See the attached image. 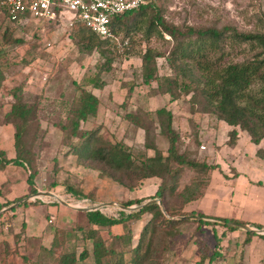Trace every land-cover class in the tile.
Masks as SVG:
<instances>
[{
  "label": "rangeland",
  "instance_id": "obj_1",
  "mask_svg": "<svg viewBox=\"0 0 264 264\" xmlns=\"http://www.w3.org/2000/svg\"><path fill=\"white\" fill-rule=\"evenodd\" d=\"M151 1L167 24L176 26L182 31H186L189 27H212L220 30L229 26L237 31L247 33L260 31L262 20H264V0ZM137 15L126 17L123 20V25L116 28V37L106 45V48L110 50L108 54L111 58L109 69L101 72L99 65L104 63L105 59L96 50L87 52L69 37L71 27L67 17L63 16L53 23L44 24L43 29H39V31H34L30 25L11 28L12 39L20 37L23 40V43L15 45L10 39L4 41V44L2 43L5 38L6 22L0 17V52L4 51L5 55L12 52L9 54L11 57L4 55L2 58V54L0 55L1 61L3 60L6 64L2 113L4 114L9 108L11 98L7 94L9 89L21 85L23 100L32 110L27 142L31 147L33 164L30 169L24 167L27 174L35 170L33 182L36 192L47 191L53 194L52 196L30 198L20 204L13 205L19 199L4 207L10 208L2 211V213L8 212V214L2 221V259H0V264H55L59 252L72 250L79 254L83 249H86L89 255L83 260H78L76 264H93L91 240L83 237L89 229V226L84 223L83 208L100 205L102 212L116 216L120 210H123L120 205L129 200L127 189L109 179H100L96 170L79 165L76 156L69 153L70 129L62 131L59 125H68L73 102L77 100L80 90L86 89L99 99L96 116L80 122L81 129L88 132L96 131L103 139L112 143H126L132 153L137 155L147 151L143 146L144 131L136 128L126 117L127 114H134L138 110L154 112L161 106L168 107L175 116L189 114L191 111L190 105L187 104L190 94L184 96L178 93V98L171 101L168 93L160 94L158 92V81L153 80L149 84L143 82L139 53H143L147 47L158 53L155 64L157 75L162 77L175 74L167 61L169 55L177 56L191 68L195 76L198 75L196 67L198 54L195 52L192 57L184 58L182 57L184 49L189 52L192 49L200 48V55L205 54L213 60L223 52V56L220 58L221 62L219 61L220 65L247 60L253 56L255 50L250 42L239 41L229 33L222 41L223 49L221 51L217 49L216 51L209 42L202 44L196 41L195 37L184 40L183 36H171L167 31L161 30V26H158L161 34L153 32L150 37L146 38L150 19L147 18L143 21ZM38 22L43 23L42 20ZM181 44L182 49L178 48ZM2 45L9 46L2 49ZM127 50H131L132 53H126ZM94 77L104 83L101 88L93 87ZM196 115L201 116L200 114ZM153 117L155 119L154 115ZM158 134L160 136L157 139V147L165 151L167 141L159 132ZM190 143L192 142L190 141ZM4 145L10 148V139L4 142ZM16 182L19 189L21 182ZM68 187L75 192L67 190ZM151 189L145 188L132 194L136 196L145 193L148 197L153 194ZM61 199L74 207L80 205L78 206L80 209L62 204ZM24 202L29 203L20 207L17 219L13 218L9 211ZM108 202H113L115 205H101ZM30 205L31 210L29 208L27 212L30 220L40 227H47L46 233L43 238L29 236L28 242L22 244L26 236L16 238L15 230L25 229V209ZM160 207L166 214L162 204ZM71 209L76 212L74 213ZM108 209L112 211L109 212ZM47 212L54 213L55 217L54 214H47ZM176 217L179 216L173 218L181 219ZM43 221H46V225ZM205 221L218 225L216 227L213 225L202 226L199 231L196 230L195 224L183 225L181 227L182 235L166 252L163 264H196L202 252H209L215 248H220L224 254L211 262L206 259L203 264H241L239 257L241 250L243 251L241 258L243 264H264V260L260 258L264 253L263 239L259 237L252 243L250 251L253 254H250L249 257L246 256L242 244L244 230H239V228L234 230V237L227 241L228 232H225L226 230L221 226L222 221L214 218H207ZM21 222L24 223V226L20 228ZM12 223H14L13 228H11ZM142 223V221L137 222L136 220L124 222L102 230V234H120L129 229L132 231L135 243ZM73 227L80 228L81 231L74 232L73 230L76 228ZM54 228L62 229L69 235L65 244L61 245L55 254H52L42 245L50 246ZM35 231L34 228L33 235L36 233ZM224 232L225 234H222ZM237 233L239 236H236ZM218 236H222V239L219 244H216L215 238ZM20 242L21 244H19ZM40 243L43 244L40 245ZM225 246L229 247V250L226 251L227 247Z\"/></svg>",
  "mask_w": 264,
  "mask_h": 264
},
{
  "label": "trees",
  "instance_id": "obj_2",
  "mask_svg": "<svg viewBox=\"0 0 264 264\" xmlns=\"http://www.w3.org/2000/svg\"><path fill=\"white\" fill-rule=\"evenodd\" d=\"M132 15L139 16L143 21L147 18L150 19L146 38L150 37L153 32L161 34V30H165L171 36H183L184 40L195 37L196 41L202 44L209 42L215 50L221 51L223 49L222 41L229 33L239 41L250 42L255 50L253 56L247 60L220 65L219 61L223 56V52L213 60L205 54L200 55V48L197 50L192 49L189 52L184 49L182 51V57L184 58L192 57L195 52L198 54L196 66L198 75L195 76L191 68L177 56L169 55L167 61L175 74L162 77L157 75L155 64L158 53L153 52L150 47H147L143 53H139L143 82L149 84L153 80L158 81V92L160 94L168 93L171 101L178 98V93L184 96L190 94L187 99L188 103H186L190 105L191 111H189V114L175 116L166 106H161L155 109L154 112L138 110L134 114H127L126 117L129 121L136 128L144 131L143 146L147 151L137 155L132 153L126 143H112L103 139L96 131L88 132L81 129L80 122L96 116L99 99L86 89L80 90L77 100L73 102L68 125H59L62 131L70 129L69 153L76 156L79 165L96 170L100 179H109L127 189L129 200L125 201L123 205L139 206L148 199L159 198L166 211V214H164L160 205L156 202L143 205L138 210H120L116 216L105 215L100 209L84 211L85 224L89 226V229L83 237L91 240L93 264H163L166 252L182 235L181 227L183 225L195 224L197 231L201 230L202 226L213 225L216 227L218 225L203 220V218L213 217L205 216L197 210L185 209L186 205L195 199L197 187L207 185L208 174L216 165L207 163L206 156L201 152L205 146L199 131L200 123H195L192 130H183L180 125L175 129L174 123L179 118L192 121L196 114H200L201 116H196L201 118L209 116L213 121H224L231 127L228 132V144H232L236 139L238 128L246 131L255 144L264 139V20H262L260 31L247 33L237 31L229 26L220 30L212 27H189L186 31H182L176 26L167 24L159 15L155 4L149 0L137 9L125 11L113 17L111 21L113 33L109 37H100L81 22H75L70 26L69 37L80 47L86 49L87 52L96 50L105 59V62L99 65V71L108 70L111 58L108 56L110 50L106 48V45L116 37V28L121 27L123 20ZM0 17L6 22L3 44L4 41H9V39L12 40L14 45L23 43L20 37L12 39L11 28L30 25L34 31H39L44 26L43 23L33 19L27 18L24 21V16L13 20L5 10L0 11ZM158 26H161L162 29L159 30ZM8 46L2 45V49H6ZM181 47L182 44L178 48ZM11 53L9 52L6 55L11 57L9 55ZM126 53H132V51L127 50ZM1 54L3 58L5 52L2 51ZM5 66L6 64L3 60L1 61L0 57V90L3 89V83L6 79ZM103 84L99 82L97 77H94L93 87L101 88ZM7 94L11 98L9 108L3 114V121L11 123L14 128L15 157L6 159L2 152V155H0V169L11 162L30 169L33 162L31 147L27 142V132L32 110L23 100L21 85L13 86ZM138 113L140 115H137ZM189 125L191 124L189 123ZM157 131L167 141L166 155H164V150L157 147V139L160 136ZM149 151H152V154H149ZM258 156L264 158L263 149L258 150ZM183 171L188 173L190 182L181 186L179 179ZM34 175L35 170L30 171L27 175V182L31 186L30 194L36 192L33 182ZM151 178L157 180V185L151 196L147 197L146 194L137 197L132 194L142 190L146 181ZM67 190L75 192L70 187ZM17 200L19 199L0 203V210ZM38 200L36 201L39 202ZM28 203L24 202L11 209L9 214L17 219L20 207ZM7 214L8 212L0 214V233H2V221L5 220L4 216H7ZM175 216H191L199 217V219L186 217L174 219ZM215 219L223 221L221 226L224 227L225 232L237 229V227L228 225V222L244 223L227 218ZM132 220L143 222L135 243L133 242L132 231L129 229L120 234H102V230ZM91 225L95 227H91ZM13 226L14 223H12L11 228ZM23 226L24 223L21 222L20 228ZM255 227L261 228L257 225ZM53 230L50 246H42L48 252L55 254L56 250L65 244L69 234L59 228ZM73 231L79 232L81 230L76 228ZM15 232L16 238L24 236V229H16ZM225 232L222 234H225ZM245 235L246 237L242 241L243 246L250 242L255 233L245 231ZM258 236L264 239V235L258 234ZM221 239L222 236L216 237V244H219ZM194 240L196 241V239ZM227 250H229V247L226 248ZM222 254L224 253L221 252L220 248L202 252L196 264H203L206 259L210 262L214 261ZM88 255L86 249H83L79 254L72 250H66L57 254L55 264H76L78 260H83ZM242 255L243 251L241 250L239 253L241 264H243L241 262Z\"/></svg>",
  "mask_w": 264,
  "mask_h": 264
},
{
  "label": "crops",
  "instance_id": "obj_3",
  "mask_svg": "<svg viewBox=\"0 0 264 264\" xmlns=\"http://www.w3.org/2000/svg\"><path fill=\"white\" fill-rule=\"evenodd\" d=\"M2 93H4V89L0 90V155L3 152V156L6 159H12L15 157L13 145L14 128L11 123L2 121ZM195 123H200L201 126L199 131L201 133V140L205 146L201 152L206 156L207 163H212L216 166L208 174L207 185L197 187L195 199L189 202L185 209L197 210L205 216L213 217L214 219L227 218L242 221L252 228L255 225L264 228V158L258 156V150H264V139L255 144L251 141L246 131L238 128L236 139L232 144H228V132L231 127L224 121H213L209 116L201 118L195 115L192 121L186 118H179L174 123V128L177 129L178 125H180L183 130H192ZM9 139L11 147L7 148L4 142ZM148 153L152 154L151 151ZM164 155H166L165 151ZM27 175L24 166L15 165L12 162L5 165L3 169H0V203L21 199L23 196H30L28 194H30L31 186L27 182ZM16 181L21 182L19 189L16 186L18 185ZM179 182L181 186L190 182L186 171L182 172ZM156 185L157 180L151 178L146 181L143 189L147 188L149 190L152 188L151 192H154ZM143 195L146 194L143 193L136 196L141 197ZM29 208L31 210V205L25 209L26 227L24 229V236L22 235L21 237L24 238L26 236V239L22 244L28 242L29 236H40L43 238L47 228L40 227L30 220V216L27 213ZM73 212L75 213L76 211ZM48 213L54 214L52 212ZM0 214H2V209L0 210ZM84 219L85 223V216ZM43 223L46 225V221H43ZM91 227L95 226L91 225ZM34 228L36 229V233L33 235ZM30 230L32 231L31 233ZM233 232L227 233V241L229 238L234 237ZM254 233L255 235L251 237L250 242L244 245L246 256L249 257L251 256L250 254H253L250 251L252 243L259 238L258 234ZM238 234L236 236H239ZM20 241L22 240L20 239ZM42 244L40 243V245ZM260 258L264 260V253ZM0 259H2V233H0Z\"/></svg>",
  "mask_w": 264,
  "mask_h": 264
},
{
  "label": "built area",
  "instance_id": "obj_4",
  "mask_svg": "<svg viewBox=\"0 0 264 264\" xmlns=\"http://www.w3.org/2000/svg\"><path fill=\"white\" fill-rule=\"evenodd\" d=\"M149 0H0V11L5 10L11 19L24 16L49 24L67 17L69 26L84 23L100 37L112 35V18L145 5ZM203 148V146H201ZM80 206V205H75ZM111 212V209H108ZM100 211L102 212L101 208ZM108 215L105 212H102ZM115 216V215H108Z\"/></svg>",
  "mask_w": 264,
  "mask_h": 264
},
{
  "label": "water",
  "instance_id": "obj_5",
  "mask_svg": "<svg viewBox=\"0 0 264 264\" xmlns=\"http://www.w3.org/2000/svg\"><path fill=\"white\" fill-rule=\"evenodd\" d=\"M53 194L51 192H47V191H37L36 193L30 195V196H27V197H24L22 199H20L19 201H17L16 203H14L13 205L15 204H20L21 202L23 201H26L27 199H33V198H40L41 196H52ZM60 202L64 205H67V206H70L74 209H80L79 207H74L73 205H70V203L66 202V201H63L62 199L60 200ZM153 202H156L158 203L160 206H161V202H160V199L158 198H154V199H148L147 201H145L144 203H142L141 205L139 206H125V205H120L121 209L123 210H127V211H131V210H138L140 209L143 205H147L149 203H153ZM110 205V206H113L115 205L113 202H108V203H103L101 205ZM12 206V205H11ZM10 208V207H8ZM8 208H4L2 209V211H5V210H8ZM100 205L98 206H92V207H85L83 208V211H89V210H96V209H100ZM195 218V219H199V217H191V216H179V217H176V218ZM207 218H203V220H205ZM223 222V221H222ZM228 225L230 226H234V227H237L239 229H243L244 231H253V232H256L258 234H262L264 235V228H260V229H251L247 224L245 223H236V222H228L227 223Z\"/></svg>",
  "mask_w": 264,
  "mask_h": 264
}]
</instances>
